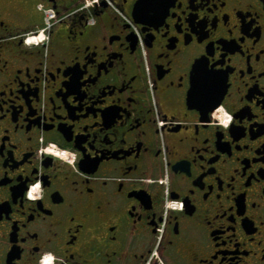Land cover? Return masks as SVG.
Instances as JSON below:
<instances>
[{
  "label": "flooded vegetation",
  "instance_id": "obj_1",
  "mask_svg": "<svg viewBox=\"0 0 264 264\" xmlns=\"http://www.w3.org/2000/svg\"><path fill=\"white\" fill-rule=\"evenodd\" d=\"M0 264H264V1L0 0Z\"/></svg>",
  "mask_w": 264,
  "mask_h": 264
},
{
  "label": "built area",
  "instance_id": "obj_2",
  "mask_svg": "<svg viewBox=\"0 0 264 264\" xmlns=\"http://www.w3.org/2000/svg\"><path fill=\"white\" fill-rule=\"evenodd\" d=\"M45 11H46V18L49 19V17H51L52 9L47 8V9H45ZM27 41H28V43H32V42L38 43V39H35V37L34 38L33 37H29L27 39ZM48 151H52V150H48Z\"/></svg>",
  "mask_w": 264,
  "mask_h": 264
},
{
  "label": "clouds",
  "instance_id": "obj_3",
  "mask_svg": "<svg viewBox=\"0 0 264 264\" xmlns=\"http://www.w3.org/2000/svg\"><path fill=\"white\" fill-rule=\"evenodd\" d=\"M29 195H31V193H29Z\"/></svg>",
  "mask_w": 264,
  "mask_h": 264
},
{
  "label": "water",
  "instance_id": "obj_4",
  "mask_svg": "<svg viewBox=\"0 0 264 264\" xmlns=\"http://www.w3.org/2000/svg\"><path fill=\"white\" fill-rule=\"evenodd\" d=\"M264 1V0H263Z\"/></svg>",
  "mask_w": 264,
  "mask_h": 264
}]
</instances>
